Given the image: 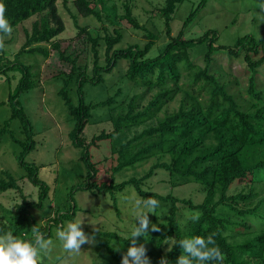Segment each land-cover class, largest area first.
<instances>
[{"label": "trees", "instance_id": "16d2710c", "mask_svg": "<svg viewBox=\"0 0 264 264\" xmlns=\"http://www.w3.org/2000/svg\"><path fill=\"white\" fill-rule=\"evenodd\" d=\"M72 2L79 15L99 22L93 29L80 26L77 14L72 13L79 28L76 37L85 36L93 53L92 64L83 67L61 51L58 37L66 23L58 0H0V75L9 78L11 72L19 73L8 97L12 114L0 127V140L11 134L22 146L17 159L25 170L20 177L1 171L0 190H16L21 202L12 216L0 220V236L9 235L17 245L25 243L27 257H31L37 243L51 238L53 225L63 227L68 221L95 240L97 254L103 251L106 264H264V88L257 81L264 67L263 36L246 32L223 43L220 30L214 27L187 35L208 0L192 7L177 31L173 21L183 0H164L144 9L145 22L136 14L137 0ZM34 15L38 17L30 30L25 28L26 38L18 52L13 57L6 55L1 38ZM148 21L163 24V29H157L155 23V29L149 27ZM127 29L140 32L141 37L119 46ZM52 50L73 61L69 72L55 76L63 78L58 94L69 110L73 123L69 135L87 171L82 182L70 187V204L52 206L51 200L52 213L46 217L36 216L34 211L46 208L51 188L39 176L37 162L27 160L35 148V130L21 96L39 85L41 73L34 57L46 58ZM220 53L238 58L249 72L246 95L234 91L222 66H216ZM26 55L30 57L24 58ZM122 61L127 63L125 78L143 90L130 94L118 87L103 100H87L84 85L105 82L106 75ZM71 86L76 87V100L70 94ZM178 97V108L166 112L165 107ZM98 106L109 107L113 128L103 129L87 141L84 132ZM14 118L21 121L24 140L16 139L9 128ZM106 140L110 157L95 159L93 148ZM154 157L156 161L144 174L116 180L122 170ZM102 168L104 176H100ZM160 169L176 176L171 178L172 185L195 182L203 199L147 188V180ZM23 178L39 187L36 200L25 194L19 183ZM127 186L135 190V206L141 211L131 232L92 229L76 220L82 209L75 201L77 192L110 195L120 212L118 193ZM151 214L153 224L145 229Z\"/></svg>", "mask_w": 264, "mask_h": 264}, {"label": "rangeland", "instance_id": "374dc122", "mask_svg": "<svg viewBox=\"0 0 264 264\" xmlns=\"http://www.w3.org/2000/svg\"><path fill=\"white\" fill-rule=\"evenodd\" d=\"M58 0V6L61 15L66 23V30L59 35L61 41V51L65 56L76 59V64L83 67L88 62L93 61L91 44L88 43L85 36L76 37L79 28L74 22L72 13L77 14L80 26L88 25L91 29L97 28L99 22L90 17L79 15L74 8L73 0ZM200 0H183L173 21V27L177 31L183 24L189 11L196 6ZM263 0H208L205 7L195 17L192 25L186 34L196 35L208 28H218L223 43H231L238 36L246 32H253L264 38V10L258 9ZM164 0H137L138 7L136 14H139L141 20L145 22L146 14L144 9H151L157 4H162ZM122 10V8H120ZM37 15L32 16L25 22L19 24L13 31L1 38L4 41L6 55L13 57L25 41V28L31 29ZM149 27L163 29V24L156 21H148ZM125 39L119 46H126L128 42L139 39L140 32L127 29ZM11 40V41H10ZM104 50H102V53ZM30 57V56H24ZM102 54V60H104ZM29 62H36L40 68V82L37 87L25 92L21 96V102L31 119L35 135V148L28 155V161H35L39 165V176L50 186L51 197L44 210H35L36 216L46 214L50 216L52 210L49 202L54 204L62 203L69 205L67 194L72 185L82 182L85 179L86 167L79 160V149L76 148L70 138L69 132L73 127L69 119V110L58 94V90L63 84L62 76H55L60 71L69 72L73 66L72 60L62 59L59 51H51L50 56L44 58L42 55H36ZM216 66H222L224 77L232 81V88L236 92L246 95V86L249 72L244 69L238 58H229L226 54L217 56ZM37 67V66H36ZM127 63L122 61L120 66L113 70V73L107 74L106 81L94 85L87 82L84 85V92L87 100L100 101L112 95L118 87H121L126 93L141 92L143 89L133 87L132 83L124 76ZM225 72V73H224ZM11 76L4 77L0 75V127L4 124L11 114V106L8 103L9 93L16 87L19 73L13 72ZM259 87L264 88V67L257 75ZM236 82V83H234ZM70 94L76 100V87L71 86ZM150 95V94H148ZM2 103V104H1ZM179 106V97L170 102L166 107V112H171ZM109 107L98 106L92 110V116L86 126L84 135L87 141L93 134L101 132L103 129L111 130L112 122L109 119ZM165 111L160 113L161 116ZM16 139L24 140L25 134L19 118L10 121V127ZM141 127L139 128V130ZM22 146L13 140L11 134H6L0 140V175L1 171L9 170L16 177L25 173L23 167L18 162V155ZM95 159L110 157L109 142H100V147L93 148ZM156 158H150L134 167L122 170L116 175L117 181L125 180L131 176L144 174ZM104 170L100 176H104ZM169 173L160 169L152 175L145 186L162 194L169 192L180 197H192L195 201H201L203 194L198 190L195 182H175L172 185ZM170 180V181H169ZM25 194L30 199H37L39 187L34 185L28 178L19 180ZM178 183V184H177ZM132 186L118 193V200L121 211L116 209L110 195L98 196L90 191H79L75 195V201L82 209L76 215V220L81 224L92 229L119 230L120 232H131L130 227L134 223L138 214L141 213L140 206L136 204V194ZM138 200V199H137ZM21 202L20 194L13 189L7 191L0 190V220L14 214L16 204ZM135 206V207H134ZM140 211V213H139ZM152 212V211H151ZM153 214L149 215L143 227L148 229L153 224ZM47 218L43 219L46 223ZM134 233V231L132 232ZM103 252V251H102ZM97 254L96 242L89 236L74 228L68 221L64 222L63 227L52 226L51 238L43 239L37 243L31 257L35 258L37 263L33 262L31 257H27V246L25 243L15 244L9 239V235L0 236V264H106L107 258L102 254ZM165 263V260L163 261Z\"/></svg>", "mask_w": 264, "mask_h": 264}]
</instances>
